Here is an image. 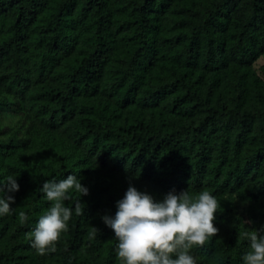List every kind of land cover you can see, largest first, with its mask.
I'll return each instance as SVG.
<instances>
[{
	"label": "trees",
	"instance_id": "obj_1",
	"mask_svg": "<svg viewBox=\"0 0 264 264\" xmlns=\"http://www.w3.org/2000/svg\"><path fill=\"white\" fill-rule=\"evenodd\" d=\"M263 54L264 0H0V91L30 121L27 139L0 138V184L19 185L0 264H125L102 217L130 186L157 202L207 190L219 231L189 253L244 264L242 234L264 228ZM68 175L88 195L69 190L66 230L40 255L30 233L55 203L40 189Z\"/></svg>",
	"mask_w": 264,
	"mask_h": 264
},
{
	"label": "clouds",
	"instance_id": "obj_2",
	"mask_svg": "<svg viewBox=\"0 0 264 264\" xmlns=\"http://www.w3.org/2000/svg\"><path fill=\"white\" fill-rule=\"evenodd\" d=\"M70 189L82 196L88 195V189L75 175H68L59 182L46 181L40 189L48 201L55 202L30 233L32 247L40 255L54 252L55 243L66 230L71 209L64 207L62 201L69 199ZM18 191L16 177L8 176L6 183L0 184V215L10 214L15 200L9 193ZM80 206L78 202V212ZM116 208L114 217L102 219L113 230L118 240L117 256L125 264H196L189 250L204 246L209 237H215L219 231L213 225L218 201L207 190L201 191L195 199L188 190L179 193L172 190L157 202L151 195L130 186L124 198L117 201ZM21 219L27 217L21 213ZM97 232L92 227L90 237ZM242 235L250 242V250L243 257L244 264H264V228L248 229Z\"/></svg>",
	"mask_w": 264,
	"mask_h": 264
},
{
	"label": "rangeland",
	"instance_id": "obj_3",
	"mask_svg": "<svg viewBox=\"0 0 264 264\" xmlns=\"http://www.w3.org/2000/svg\"><path fill=\"white\" fill-rule=\"evenodd\" d=\"M252 68L258 77L264 82V54L252 64ZM0 101L9 107H0V138L5 139L15 135L18 140L29 137L30 121L26 118L23 105L13 96L0 91ZM252 203L247 200H236V211L245 214Z\"/></svg>",
	"mask_w": 264,
	"mask_h": 264
}]
</instances>
